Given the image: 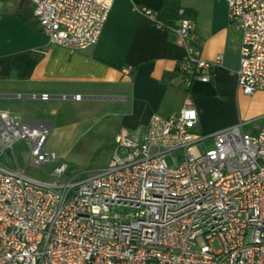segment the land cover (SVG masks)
Segmentation results:
<instances>
[{"label":"built area","instance_id":"1","mask_svg":"<svg viewBox=\"0 0 264 264\" xmlns=\"http://www.w3.org/2000/svg\"><path fill=\"white\" fill-rule=\"evenodd\" d=\"M28 1L49 41L77 51L97 42L114 0ZM225 2L241 30L238 86L252 95L264 90V0ZM141 10L183 46L184 87L209 81L222 55L201 58L190 42L194 21L181 17L167 27L157 12ZM196 127L191 101L168 116L153 114L145 127L114 136L107 165L76 177L46 149L50 126L0 110V264H264V114L210 134ZM20 141L29 167L56 164L51 181L14 168L8 156Z\"/></svg>","mask_w":264,"mask_h":264},{"label":"crops","instance_id":"2","mask_svg":"<svg viewBox=\"0 0 264 264\" xmlns=\"http://www.w3.org/2000/svg\"><path fill=\"white\" fill-rule=\"evenodd\" d=\"M0 2V99L22 100L20 115L0 110L13 120L52 128L50 120L25 118V100L47 93V100L31 99L106 103L116 117L114 136L120 130L145 127L153 114L168 116L186 101L197 110L196 131L201 134L236 123L214 122L210 115L212 106L222 105L234 92L244 95L237 82L241 30L230 23L225 0H179L194 21L190 42L199 48L201 58L222 55L221 63L211 69V79H193L188 89L179 75L165 77L175 72L183 46L173 32L156 28L141 10L158 12L164 0H114L97 42L77 51L49 41L28 0ZM75 94L81 98H72ZM244 97L264 103L262 90ZM258 113L264 114V105Z\"/></svg>","mask_w":264,"mask_h":264},{"label":"rangeland","instance_id":"3","mask_svg":"<svg viewBox=\"0 0 264 264\" xmlns=\"http://www.w3.org/2000/svg\"><path fill=\"white\" fill-rule=\"evenodd\" d=\"M244 95L234 92L222 105L212 106L210 110L212 121L259 122L262 114L258 112L264 105L263 101L258 99L252 101ZM107 106L104 102L92 99L80 102L59 100L44 103L28 98L24 102L27 120L44 119L53 122L46 149L54 152L60 162L67 164L68 170L65 175L76 177L88 175L107 165L112 157L116 117L112 115L110 106ZM1 108L15 111L20 115L22 100L8 102L0 99ZM211 144V140L208 139L197 144V148L205 151ZM28 154V147L21 141L14 144L8 160L14 164V168L33 179L51 181L53 179L51 173L56 164L46 163L39 168L29 167ZM177 154L178 151L173 153V156ZM165 159L169 165L173 164L171 155H166ZM212 246L219 249L217 241H213Z\"/></svg>","mask_w":264,"mask_h":264},{"label":"trees","instance_id":"4","mask_svg":"<svg viewBox=\"0 0 264 264\" xmlns=\"http://www.w3.org/2000/svg\"><path fill=\"white\" fill-rule=\"evenodd\" d=\"M180 8L179 0H164L162 8L157 12V18L161 20L167 27L174 26L176 21L181 17L189 18V14L185 9L183 15L179 14ZM174 75H179L178 68H176L173 74H166L165 77H171Z\"/></svg>","mask_w":264,"mask_h":264},{"label":"water","instance_id":"5","mask_svg":"<svg viewBox=\"0 0 264 264\" xmlns=\"http://www.w3.org/2000/svg\"><path fill=\"white\" fill-rule=\"evenodd\" d=\"M1 7H2V4H1V2H0V10L2 11Z\"/></svg>","mask_w":264,"mask_h":264}]
</instances>
